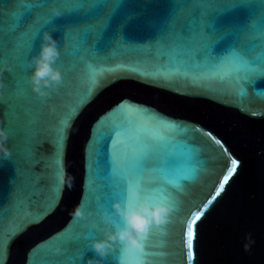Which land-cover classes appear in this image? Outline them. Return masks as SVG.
<instances>
[{
	"label": "water",
	"instance_id": "water-1",
	"mask_svg": "<svg viewBox=\"0 0 264 264\" xmlns=\"http://www.w3.org/2000/svg\"><path fill=\"white\" fill-rule=\"evenodd\" d=\"M262 21L264 0H0L10 149L0 152V264H117L118 245L102 259L90 249L104 214L125 202L105 188L113 162L138 142L162 162L183 142L197 170L179 188L145 173L155 186L141 198L171 208L144 241L149 264H264V79L241 82L184 54L187 40L256 58ZM44 32L58 40L63 79L41 97L27 62ZM198 213L189 249L185 225Z\"/></svg>",
	"mask_w": 264,
	"mask_h": 264
},
{
	"label": "clouds",
	"instance_id": "clouds-1",
	"mask_svg": "<svg viewBox=\"0 0 264 264\" xmlns=\"http://www.w3.org/2000/svg\"><path fill=\"white\" fill-rule=\"evenodd\" d=\"M53 12L59 14L55 9ZM59 56L58 40L49 32H44L40 51L27 62L32 69L29 77L32 90L41 97L46 96V90L55 88L63 79L61 71L54 67ZM8 138V132L0 128V152L5 157L10 155V149L6 146ZM59 179L63 182L64 176L61 175ZM170 212L171 208L167 203H150L147 197L141 198L136 187L130 186L127 201H114L112 212L104 214L103 222L108 227L102 230L100 239L92 242V249L102 259L110 249L118 245L117 264H149L144 241L149 236L151 226L164 223ZM74 215H82L79 207L74 210ZM120 220L124 221L123 226ZM95 264H101V261L98 260Z\"/></svg>",
	"mask_w": 264,
	"mask_h": 264
},
{
	"label": "snow or ice",
	"instance_id": "snow-or-ice-1",
	"mask_svg": "<svg viewBox=\"0 0 264 264\" xmlns=\"http://www.w3.org/2000/svg\"><path fill=\"white\" fill-rule=\"evenodd\" d=\"M241 4L246 0H239ZM39 6L38 4L36 5ZM31 7V5L29 6ZM182 36L190 35L189 33H181ZM260 37L264 40V21L260 30ZM177 43H180L177 40ZM188 51L184 54L186 58L194 62H205L209 66H212L214 71L220 68L227 67L230 73L234 75L241 82L251 80L253 77H259L264 79V51H261L260 55L256 58L251 57L245 51L236 49L235 47L225 49L226 55L221 58V53H217L211 46L197 47L195 43H188L184 41ZM246 89L241 84L240 95H245ZM118 129H113L117 131ZM143 144L149 143L147 138H142ZM138 150L130 152L127 159L123 162V166H117L113 162V173L108 183L105 185L106 190L110 192H117L118 195L123 196L125 201L128 199L129 187L134 186L139 191L148 188L149 190L155 186L154 183L146 182L144 179L145 173L152 170L153 173H159L164 177L163 183L170 186L179 188L181 182L191 180L195 178L196 169L192 168V161L194 159L191 151V146L179 142L176 144V151L180 153L179 159H169L167 162H162L158 153L154 152L151 147H140V142L134 145ZM235 161H232V172L235 171ZM191 172V175L186 173ZM228 176L224 177L225 183L228 180ZM202 213H198L195 219L187 221L186 234L187 245L189 249L192 247V241L194 238L195 223L201 218ZM170 223L166 220L164 224ZM103 224V222H101ZM161 224H157L160 226ZM150 231V230H149ZM148 239V238H147ZM147 239L145 241H147ZM93 249L91 248L90 251ZM190 264V262H189Z\"/></svg>",
	"mask_w": 264,
	"mask_h": 264
}]
</instances>
